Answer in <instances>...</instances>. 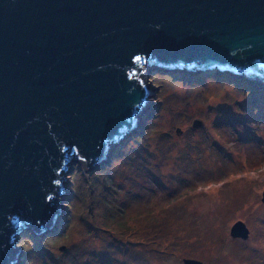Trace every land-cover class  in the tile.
Returning a JSON list of instances; mask_svg holds the SVG:
<instances>
[{
  "label": "water",
  "instance_id": "1",
  "mask_svg": "<svg viewBox=\"0 0 264 264\" xmlns=\"http://www.w3.org/2000/svg\"><path fill=\"white\" fill-rule=\"evenodd\" d=\"M176 69L264 89V0H0V264L55 227L75 164L137 129L146 77Z\"/></svg>",
  "mask_w": 264,
  "mask_h": 264
},
{
  "label": "rangeland",
  "instance_id": "2",
  "mask_svg": "<svg viewBox=\"0 0 264 264\" xmlns=\"http://www.w3.org/2000/svg\"><path fill=\"white\" fill-rule=\"evenodd\" d=\"M146 80L137 129L64 175L55 227L18 236L19 264H264V89L217 70Z\"/></svg>",
  "mask_w": 264,
  "mask_h": 264
}]
</instances>
